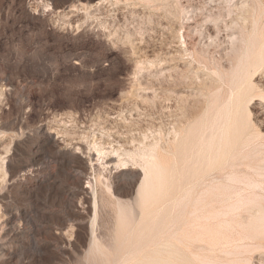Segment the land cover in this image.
<instances>
[{
  "label": "rangeland",
  "instance_id": "obj_1",
  "mask_svg": "<svg viewBox=\"0 0 264 264\" xmlns=\"http://www.w3.org/2000/svg\"><path fill=\"white\" fill-rule=\"evenodd\" d=\"M253 61L256 63L252 64ZM225 114L232 116L229 118ZM220 116L222 125L228 126L226 129L220 122V128L217 127ZM225 117L228 118L226 121L223 120ZM230 120H235L234 124ZM197 122L201 125L205 122L210 128L204 123L206 126L202 131L204 124L199 127ZM232 125L235 128L242 126L238 129L243 133L238 135L244 138L239 140L235 134L233 139L237 130H230L235 129ZM243 126H247L249 133ZM189 128L203 134L199 131L197 134L193 129L196 135H192ZM39 129L56 131L54 134L71 143L80 141L86 145L85 151L96 154L99 164L106 154H111L119 164L115 163L117 168H135L145 172L147 167L145 169L144 166L148 164L142 163V166L140 160L150 164L155 158L158 165L167 164L168 168L164 167L168 170L165 173L167 178H163L169 183L172 179L182 178L192 168L194 158L196 161L202 155L205 159L206 154L203 164L208 167L207 177L218 173L223 182L226 173L244 167L235 166L242 153H252L256 148L255 162L264 157V0H0V160L7 156H14L15 160L28 158ZM244 134H259V140L254 135L255 139L251 141ZM184 135L187 138L184 139ZM192 138H195L197 146ZM196 138H201L198 143L202 144H198ZM225 138L226 144H230L228 147L222 144ZM241 140L243 143L247 140V144L240 142L241 145ZM10 143L13 147H8ZM154 148L155 154L152 152ZM226 148H229V154ZM230 150H234L233 153ZM220 155L224 157L216 159ZM145 157L149 159L144 160ZM177 160H182V165ZM261 160L255 167L264 171V161ZM207 161L214 165L213 168L207 165ZM231 163L233 167L229 166ZM174 165L180 170H176ZM104 168L100 164L97 171L94 167L88 169L91 172L87 177L94 195H90L89 203H81L82 207L90 210L89 225L94 212L91 208L94 209L96 203V210L101 213H97L95 225L99 233L102 231V237L113 230L111 227L117 219L116 214L112 215L116 211L106 190L108 180H104L107 178V169ZM142 172L133 190L139 185ZM154 172L156 174V169ZM169 177L172 179L168 181ZM97 179H100L97 181L100 184L95 181L94 185L93 180ZM105 182L106 185H102ZM234 184L243 188L241 181ZM121 186L124 191L126 183ZM159 189L164 195V187ZM255 193L259 194H255L257 197L254 195L255 199L249 206L255 208L260 205L258 207L264 210V188ZM123 196L119 198L130 199L128 195ZM161 196H155V199L160 201ZM19 199L20 206L28 204L27 200ZM170 204L168 202L167 206ZM76 230L71 229L73 233L69 231L70 237L81 234ZM40 238L47 240V233H41ZM246 239L244 241L248 245L242 247L243 250L236 247L234 251L238 253L228 259L221 257L219 261L225 262L223 264H264V236ZM46 250L44 260L56 257L51 247ZM85 251L86 248L72 249V257L68 260L56 257L53 264H85ZM231 259H235L234 262ZM94 263L99 264L100 260Z\"/></svg>",
  "mask_w": 264,
  "mask_h": 264
},
{
  "label": "bare ground",
  "instance_id": "obj_2",
  "mask_svg": "<svg viewBox=\"0 0 264 264\" xmlns=\"http://www.w3.org/2000/svg\"><path fill=\"white\" fill-rule=\"evenodd\" d=\"M256 56H253V58L254 57L257 58ZM261 56L262 54L259 57ZM259 59L261 60V58ZM256 61H253L252 64L256 63ZM14 102H16V100ZM225 112L226 111H224L223 113ZM225 115H227L229 118H231L232 116V115L229 116L228 114ZM226 118L227 117H225V119L223 118V120L226 121ZM218 119L219 118H217L216 120ZM231 120H230L231 123L235 121V120L233 121ZM218 122H220L221 126L225 128L226 125H222L221 116H220V121H217V127L220 128V125L218 126ZM204 123L205 122H203V124ZM197 124L200 127L201 122L200 123L197 122ZM205 124L207 125V123ZM205 124L203 125L202 131L206 126ZM225 124H227V122H225ZM243 124L241 123V125ZM208 127L210 128V126ZM231 127L235 128L234 125H232ZM241 127L242 126L240 125L239 127L236 126L235 129L232 128L230 129L229 127L230 130H234V131L237 130V132H239L237 133L235 131L236 133H233L235 136L233 137L232 135L234 140L236 138L235 134H237V137H239V135L243 131V130L239 131L238 128ZM246 127L244 128L243 126V129L246 130V131L244 130L245 132H248ZM195 128H192V131L193 129L195 130ZM224 128L222 129L224 130ZM188 131H191L190 128ZM192 131L191 133L193 135L195 131L194 132ZM198 131H196L197 134ZM54 132L49 129L48 130L39 129L35 144L30 147V156L28 155L29 156L28 158L15 160L14 156L6 155L7 157L4 160L3 159L0 160V162L2 163V165L0 164L1 165L0 168L2 167L1 175H0V264H53V260L56 257L60 259L61 257L62 258L65 257V259L67 258V260L70 257H72V249L78 251V250H84L85 248H86L85 261H84L85 264H95L94 262H98V259L100 260L99 264H223L225 262L219 261V258L224 257L228 259L231 256H233L234 253L236 254L237 251L236 252L234 251L236 247L238 249V247L242 248L248 245L246 241H244V239L251 238L252 236H257V235H260L261 237L264 236V210L259 208L260 205H258L259 207L257 206L255 208L249 206L250 202L253 201L255 197H257V195L255 194H259L255 192L260 191L264 188V171H262L263 170L262 168H261L262 170H260L255 167V165L257 164L258 161L261 160V158H263L261 161H264V157L261 158L259 157L260 160L255 162V157L253 156L256 153L255 150L256 148L254 147L255 146L258 147V144L256 145L254 141L253 142L255 143V146L253 145L254 150L251 151L252 153H249L248 151L242 153L239 156L238 159L239 162H237L235 165V166L242 165L244 167L242 169L238 167L237 170L226 173L227 175L224 177L223 182L221 181L222 180L221 174L218 173H212L211 175H209V177H207L208 167L203 164L204 160L207 158L206 154H205V159H203L202 155L199 158L197 157L196 161L194 158V161L191 166L192 168H190V170L187 169L188 170L187 173L185 175L183 174L184 176L182 175V178H180V176L178 175L177 177L180 179H177L176 177L177 180L172 181L173 179L171 178L172 177L171 175V177L168 178V181L170 178L172 179L170 180L169 183L166 181L167 179L163 178V176H165L166 171L168 172V170L165 169L168 168L167 164L166 166H162L163 164L160 161H158L159 163L162 164L160 166L154 160L155 158H153V161L150 164L145 161L143 162V159L141 158L142 157V153H141L140 158L142 160H140L141 162L140 165L143 166L142 163H146L145 165L148 164V166H144V168L147 167V171L146 170L145 172L143 171L144 173L141 171L143 173V177L141 176L142 177L141 181L137 186L136 190H133V185L139 179L141 172H139V170L135 168H128V169H124V167L117 168V166L115 165L116 159L114 155L106 154L104 158H102L103 160L100 161V164L105 167L104 169H107V178L104 180L106 181L108 180L107 181L108 183L105 182V184L102 183V185H106L107 183V186L110 191L108 190V188L106 189L105 186H104V190L106 189L107 192L110 193L109 200L113 205V209L116 211V213H114L115 212L114 211L113 212L114 214L112 215L116 214L117 219L114 217L116 219V223L115 225H112L114 227H111L113 228V230H111L107 236H105L106 234L103 232L104 235L102 234L103 235L102 237L100 235L102 231L101 233H99L98 227L97 225H95L97 218L96 215L97 213L98 214L101 213V212L99 213V211L97 212L96 210V203H95L96 200L94 201L95 203L94 209L93 207L91 208L92 210H94V212L91 213V215L93 214V216L91 217L92 221L90 222V225L88 224V220L90 217V210L89 208L86 207L87 205L85 206L86 208L81 206V203H84V205L85 203H89L90 195L93 194V193L91 194L93 187L90 190L91 188L90 180L87 177V173L91 172V171L88 172V169L90 167L92 168L94 167L96 169L95 171L98 170V168L100 167V164L98 163L99 161L97 159L98 157H96V154L94 152L85 151L84 146L86 145H83L82 143H80V141L75 142L76 141L75 140L73 143H71L68 140L65 139L62 140L60 138L61 136H58L57 133L54 134ZM217 132L218 131H216V133ZM200 133L203 134L202 132ZM218 133H220V131ZM206 134L207 133L205 132V135ZM250 134L249 136L245 134L244 135L252 141V139H255L254 138L255 134L253 136ZM186 135H184L185 136L184 139L187 138ZM258 135L255 136L258 137ZM189 136L191 137V134ZM251 136L253 138H250ZM220 137L218 139L222 140V138ZM241 137H239L238 139L240 140ZM205 138H207V135ZM205 138L203 139L204 141ZM200 139L201 138H199L198 140ZM249 139L248 142H250ZM211 140H213V138ZM226 140L227 138H225V142H222V144L224 143L223 144L224 147L230 146L229 143H228L229 145L226 144L228 142V141L226 142ZM242 140L239 141V143L240 142L243 143ZM182 141L183 140H181V143ZM245 141L247 142V140ZM186 142L187 141H185V143ZM194 143L196 144V141ZM194 143L192 145H194ZM217 143L218 142H216V144ZM239 143L238 146H241L242 144L240 143L241 145H239ZM198 144H202V143H198ZM218 144L222 145L221 142H219ZM236 144H232V145H236ZM12 145L10 143V146L8 147H13ZM188 146L190 147L191 145L188 144ZM148 147L150 146L148 145ZM180 147L183 148V146L181 145ZM222 147L223 146H221V148ZM224 147L222 150L225 151ZM241 147H244V145ZM21 148L22 147H20V149ZM201 148H200V152H201ZM236 148L239 147L236 146ZM259 148L261 149V147ZM155 149L156 148H154L153 151L151 150L154 154L156 152ZM146 151L144 152L147 153ZM211 151L212 150H210V153ZM233 151L230 150V152L232 153ZM149 152L150 151H148V153ZM205 152H209V151H205ZM225 152L227 153V151ZM222 153L223 152L221 151V154ZM192 154H190V156ZM228 154H229V150H228ZM149 155L151 154L149 153ZM157 155L160 156L161 153L160 155L159 154ZM157 155L156 157H158ZM190 156L188 155V157ZM221 156L222 155L216 157V159L217 158L219 159ZM162 157L163 156H161V159H163ZM188 157L185 156V159ZM147 158L145 157L144 160H146ZM185 159L183 160L184 164H185ZM212 159L213 158H211V160ZM216 159L214 158L213 160L216 161ZM232 159H230V161ZM156 160H158V158ZM208 160H210V158ZM219 160L218 163H220ZM177 161L181 162L182 160H177ZM172 162L174 163L173 160ZM173 163H171L170 165H173ZM116 164H118V162ZM175 164L177 166L178 162ZM208 164L210 163H208L207 161V165ZM214 164L217 165L216 162ZM190 165L188 167H190ZM210 165L213 168L214 165L212 164ZM176 166H175L176 170H180L179 169L180 167L177 168ZM229 166L233 167L234 164L231 163ZM155 169H156V174L154 172ZM171 169L173 170V168ZM171 169L169 170L171 171ZM99 172L100 171H98V173ZM152 173L154 176L152 175ZM169 173L167 175L171 174ZM125 177H127V180L124 181ZM161 177L163 178L162 180H160ZM165 178H167V176H165ZM85 179L87 181H84ZM208 179L209 182L207 181ZM83 181L86 182V185H83L84 183ZM95 181L96 182L100 181V179L93 180L94 185H95ZM123 181L126 183V187L124 191L123 189H121L122 187L121 184L124 183ZM235 181H241L243 183V188H241L239 185H235L234 184ZM97 183L100 184V182ZM236 183H240V182H236ZM98 187H100V185ZM162 187H164L163 189L164 195L161 192H159L160 190L159 188ZM171 187L172 189L169 190ZM100 188H102V186ZM99 191L100 190H98V194ZM159 193H161L163 197L161 195H158ZM102 195L104 194L102 193ZM102 195L101 198H104V196ZM123 195L130 196V199H126L127 198L126 197L125 200L123 199L121 200L119 197ZM155 196L158 197L161 196L162 199L159 198L161 200L157 201L155 199L156 198ZM19 198L27 200L28 204L26 206H20L18 203ZM94 198L95 196L92 198V200ZM4 199L6 200L3 201ZM11 199L16 200V202L15 203L12 202ZM256 199L258 200V198ZM165 201H166V205L164 204ZM102 202L103 201L101 199V203H100L101 209L103 206ZM107 202H109L108 199ZM168 202L171 203L170 206H167ZM240 202H242V205L244 207L241 208L242 205L237 206ZM89 205L90 204H88V206ZM108 207H107V211H108ZM241 211H245L246 213L243 214L241 213ZM112 221L114 220L112 219ZM108 228L110 229V227ZM71 229L72 231L74 229L75 230L77 229L76 231H80L81 234L79 233L77 234L75 232L76 237L75 238L70 237L69 231ZM44 232L47 233L48 235L47 240L45 238L44 239L40 238L41 233ZM236 235L242 237L236 238ZM251 244L250 247L248 246L250 249H251ZM48 247H51L53 249L54 253L56 254V257H54L53 259L44 260L45 257L43 256L47 251L46 249ZM257 247L258 245L255 246L254 248ZM241 258L244 259L245 257H241ZM234 260L235 259L233 260L231 259V261L233 262ZM237 262L239 261L237 260Z\"/></svg>",
  "mask_w": 264,
  "mask_h": 264
}]
</instances>
